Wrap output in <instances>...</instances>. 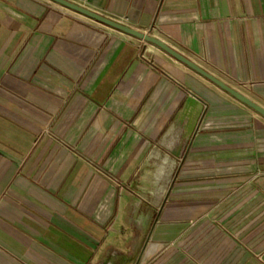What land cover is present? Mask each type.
Segmentation results:
<instances>
[{
  "label": "crops",
  "instance_id": "obj_1",
  "mask_svg": "<svg viewBox=\"0 0 264 264\" xmlns=\"http://www.w3.org/2000/svg\"><path fill=\"white\" fill-rule=\"evenodd\" d=\"M68 1L264 109V0ZM139 42L0 0V264H264V118Z\"/></svg>",
  "mask_w": 264,
  "mask_h": 264
},
{
  "label": "water",
  "instance_id": "obj_2",
  "mask_svg": "<svg viewBox=\"0 0 264 264\" xmlns=\"http://www.w3.org/2000/svg\"><path fill=\"white\" fill-rule=\"evenodd\" d=\"M50 1L62 6L64 8H67V9H69L75 13L83 15V16H85V17H87V18H89L95 22H98V23H100V24H102V25H104L110 29H113L115 31L126 34V35L133 37L135 39H138V40H141V41H144L146 43H150V44L156 46L157 48L162 50L164 53L168 54L169 56H171L176 61L183 64L184 66H186L187 68H189L190 70L195 72L196 74L205 78L206 80H208L209 82H211L212 84H214L215 86H217L218 88H220L221 90H223L224 92L229 94L231 97H233L234 99H236L237 101H239L243 105L247 106L248 108L252 109L257 114H259L260 116H262L264 118V109L262 107L258 106L257 104H255L254 102L249 100L247 97L243 96L239 92L230 88L225 83L221 82L220 80H218L217 78H215L211 74L207 73L201 67H199L198 65L193 63L191 60L187 59L186 57H184L183 55H181L180 53H178L177 51H175L174 49H172L171 47H169L168 45H166L162 41L151 36L150 34L135 30V29H133L127 25H124V24H122L116 20H113L109 17H106V16L101 15L99 13H96L94 11H91L85 7H82L76 3H73V2L68 1V0H50Z\"/></svg>",
  "mask_w": 264,
  "mask_h": 264
},
{
  "label": "rangeland",
  "instance_id": "obj_3",
  "mask_svg": "<svg viewBox=\"0 0 264 264\" xmlns=\"http://www.w3.org/2000/svg\"><path fill=\"white\" fill-rule=\"evenodd\" d=\"M139 41L143 56L148 57L150 60H153L164 67H167L170 63L176 64V60L174 58L164 53L156 46L141 40Z\"/></svg>",
  "mask_w": 264,
  "mask_h": 264
}]
</instances>
